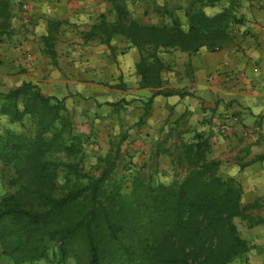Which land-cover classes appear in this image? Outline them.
<instances>
[{
    "label": "trees",
    "instance_id": "obj_1",
    "mask_svg": "<svg viewBox=\"0 0 264 264\" xmlns=\"http://www.w3.org/2000/svg\"><path fill=\"white\" fill-rule=\"evenodd\" d=\"M98 1L111 6L114 21L100 16L86 37L107 46L115 38L128 42L139 54V88L152 90L137 127L156 96L186 95L163 88L160 51L193 55L201 48L226 49L241 23L239 0H227L228 8L216 14L205 8L223 0H190L175 14L163 9L170 22L157 25L138 24L123 0ZM10 6L0 0V37L13 34ZM56 30L57 23H50L41 39V54L51 60ZM0 116L16 125L28 118L34 127L25 134L0 133V169L15 174L16 190L0 195V247L11 264H68L70 259L75 264H231L248 251L235 219L247 229L264 223L249 214L257 203L241 204L238 183L219 177L221 162L208 158L210 147L201 136L185 141L177 133L175 144L164 150L171 158V180L153 183L133 172L125 193L124 173L131 166L121 152L125 134L112 138L108 152L87 172L85 140L73 132L63 100L45 97L24 82L0 92Z\"/></svg>",
    "mask_w": 264,
    "mask_h": 264
},
{
    "label": "crops",
    "instance_id": "obj_2",
    "mask_svg": "<svg viewBox=\"0 0 264 264\" xmlns=\"http://www.w3.org/2000/svg\"><path fill=\"white\" fill-rule=\"evenodd\" d=\"M10 5L13 34L0 37V92L26 82L45 97L63 100L78 132L91 133L97 144L107 140L104 155L112 136L128 130L123 143L128 153L121 147L124 158L155 160L157 175L165 172L170 179L174 171L164 150L175 144L177 133L185 141L201 136L210 147L208 158L221 162L219 177L235 180L241 204L257 203L249 214L264 220V159L257 160L264 156V0H239L236 14L241 23L226 49L201 48L193 55L160 51L163 88L186 95L156 96L139 127L135 125L152 90L139 88L138 51L120 38L107 46L98 37H86L105 16L108 3L11 0ZM228 6L223 0L205 11L216 14ZM54 22L51 60L41 54V39ZM239 235L248 251L231 264H264V223L245 227Z\"/></svg>",
    "mask_w": 264,
    "mask_h": 264
},
{
    "label": "rangeland",
    "instance_id": "obj_3",
    "mask_svg": "<svg viewBox=\"0 0 264 264\" xmlns=\"http://www.w3.org/2000/svg\"><path fill=\"white\" fill-rule=\"evenodd\" d=\"M10 4H11V0ZM190 1V0H189ZM188 0H123V4L126 7V9L129 11L131 17L137 21L139 24L144 25H157V24H169L170 20L167 15L163 13V9H167L174 14L177 13L178 8L177 7H183L184 4L189 3ZM105 20L107 23H111L114 21V13L112 12L111 6L105 7ZM122 39V38H120ZM124 40V39H122ZM71 115V114H70ZM72 117L73 122V132L78 135H82L84 137L85 143H84V149H85V158L83 163V168L85 171L89 172L92 171V167L96 163V159L98 156H104L103 151L108 146L107 140L102 141L101 144H97V141L95 138H92V134L82 133L78 132L75 129V119ZM5 130H9L14 133L19 134H25L28 131L32 132L34 130V127L32 125L31 120L26 118L22 124H10L5 117L0 116V133L2 134ZM128 130H119L113 135L112 137H116L120 134H125L127 136ZM99 133V132H98ZM110 141V140H109ZM125 144L122 145V148ZM124 147V151L128 153V148ZM128 149V150H127ZM140 156H130L128 155L126 162L130 163V170L126 171L124 173L125 176H127L126 182L123 185L124 192L128 193L130 188V175L133 172H136L135 169L138 167L139 171L137 173L141 174V176L146 180H151L153 183L155 182H166L171 180L170 178L165 177V172H162L161 175H157V170L155 169V160H152V162H144L146 159H143ZM148 164V167H146ZM159 172V171H158ZM94 174H97L94 171ZM179 175H182L181 172H179ZM174 176V175H173ZM14 179L15 174L14 171L10 168H1L0 169V195H3L7 192L12 193L16 190V186L14 185ZM235 223L237 226V229L239 230V234H244L245 226L244 224L239 220L235 219ZM0 264H11L6 257L4 256L2 249L0 247ZM37 264H48L46 261H40ZM68 264H75L73 260H68Z\"/></svg>",
    "mask_w": 264,
    "mask_h": 264
},
{
    "label": "built area",
    "instance_id": "obj_4",
    "mask_svg": "<svg viewBox=\"0 0 264 264\" xmlns=\"http://www.w3.org/2000/svg\"><path fill=\"white\" fill-rule=\"evenodd\" d=\"M223 134H225V132H223Z\"/></svg>",
    "mask_w": 264,
    "mask_h": 264
}]
</instances>
